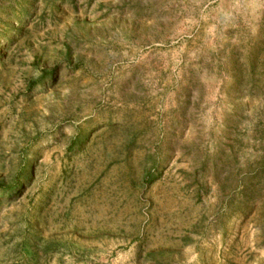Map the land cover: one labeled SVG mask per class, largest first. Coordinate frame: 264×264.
<instances>
[{
  "label": "rangeland",
  "instance_id": "rangeland-1",
  "mask_svg": "<svg viewBox=\"0 0 264 264\" xmlns=\"http://www.w3.org/2000/svg\"><path fill=\"white\" fill-rule=\"evenodd\" d=\"M0 264H264V0H0Z\"/></svg>",
  "mask_w": 264,
  "mask_h": 264
}]
</instances>
